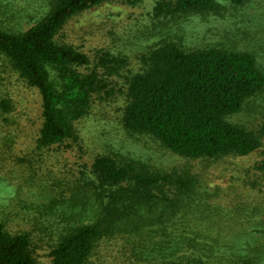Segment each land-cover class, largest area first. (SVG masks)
<instances>
[{"label": "trees", "instance_id": "1", "mask_svg": "<svg viewBox=\"0 0 264 264\" xmlns=\"http://www.w3.org/2000/svg\"><path fill=\"white\" fill-rule=\"evenodd\" d=\"M109 1L34 0L23 16L8 14L7 23H0V58L41 98L38 149L73 138L71 122L103 88L94 72H79L89 66L88 58L58 38L72 18ZM215 1L162 0L153 14H205L215 10ZM21 20L30 26L21 30ZM145 63L144 73L128 81L123 115L128 132L150 136L184 160L208 164L248 156L261 146L264 122L246 129L228 120L264 96V70L252 54L222 46L183 51L170 43L154 49ZM9 110L10 103L0 101V111ZM91 173L90 194L82 203L89 223L60 237L49 254L51 264H264V238L246 253L239 251L236 240L246 233L244 225L234 233L236 240L223 242L214 225L210 230L194 224H215L219 212L204 204L207 195L199 194L189 172L150 174L102 156ZM116 240H122V260L99 252ZM33 251L29 233L11 235L0 224V264H40Z\"/></svg>", "mask_w": 264, "mask_h": 264}, {"label": "rangeland", "instance_id": "2", "mask_svg": "<svg viewBox=\"0 0 264 264\" xmlns=\"http://www.w3.org/2000/svg\"><path fill=\"white\" fill-rule=\"evenodd\" d=\"M32 1L0 0V23L8 14L23 16ZM160 1L112 0L66 23L58 41L88 58L89 66L79 72H94L103 88L91 95L71 122L73 138L60 145L37 148L42 124L39 93L0 58V101L10 103L9 112L0 111V224L11 235L29 233L33 257L40 264H51L49 254L61 236L89 223L82 203L90 194L86 184L94 180L93 162L102 156L137 164L150 174L189 172L198 180L199 194L207 195L204 204L219 212L215 224H194L208 229L214 225L223 242L236 240L234 233L244 225L246 233L236 240L242 253L264 238V233L255 231L264 229V141L248 156L208 164L184 160L154 138L123 126L128 81L144 73L145 59L164 44L183 51L222 46L247 52L264 70V0H244L239 6L216 0L215 10L205 14L155 17L153 9ZM22 21L25 30L30 24ZM228 120L254 129L264 122V96ZM254 208L258 212H252ZM243 216L248 219L242 221ZM121 241H110L107 248L102 244L99 252L122 260Z\"/></svg>", "mask_w": 264, "mask_h": 264}]
</instances>
